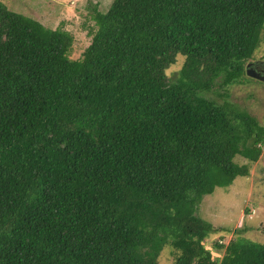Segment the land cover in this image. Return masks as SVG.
<instances>
[{
    "label": "trees",
    "instance_id": "16d2710c",
    "mask_svg": "<svg viewBox=\"0 0 264 264\" xmlns=\"http://www.w3.org/2000/svg\"><path fill=\"white\" fill-rule=\"evenodd\" d=\"M92 18L74 59L70 31L0 0V264H159L167 246L173 264H264L245 236L211 249L197 213L262 155L264 124L211 94L247 76L264 0H113Z\"/></svg>",
    "mask_w": 264,
    "mask_h": 264
},
{
    "label": "rangeland",
    "instance_id": "374dc122",
    "mask_svg": "<svg viewBox=\"0 0 264 264\" xmlns=\"http://www.w3.org/2000/svg\"><path fill=\"white\" fill-rule=\"evenodd\" d=\"M16 12L35 18L48 28L61 27L74 35L71 57L81 58L91 43L88 27L94 23L95 10L106 11L113 0H2ZM264 38V34H263ZM249 62H263L264 40ZM168 69L174 75L182 67L184 58ZM247 62V64L249 63ZM219 102L230 101L258 117L264 124V81L245 76L242 81L228 85L211 94ZM239 163H249L248 159L237 155ZM197 213L219 228L211 233L207 245L215 252L218 237L228 244L237 235L248 237L264 244V145L260 159L250 163V175L238 176L229 187H217L206 195ZM226 230V231H225ZM225 252L222 249L220 253ZM218 255V253H216ZM174 250L167 246L161 253L159 264H173Z\"/></svg>",
    "mask_w": 264,
    "mask_h": 264
},
{
    "label": "water",
    "instance_id": "95a60500",
    "mask_svg": "<svg viewBox=\"0 0 264 264\" xmlns=\"http://www.w3.org/2000/svg\"><path fill=\"white\" fill-rule=\"evenodd\" d=\"M246 75L251 77V78H255V79H258L260 81H264L263 75H261L257 70L251 69L248 66L246 67Z\"/></svg>",
    "mask_w": 264,
    "mask_h": 264
},
{
    "label": "flooded vegetation",
    "instance_id": "af4514ba",
    "mask_svg": "<svg viewBox=\"0 0 264 264\" xmlns=\"http://www.w3.org/2000/svg\"><path fill=\"white\" fill-rule=\"evenodd\" d=\"M247 66L251 69L257 70L261 75L264 76V64L263 62H249Z\"/></svg>",
    "mask_w": 264,
    "mask_h": 264
}]
</instances>
